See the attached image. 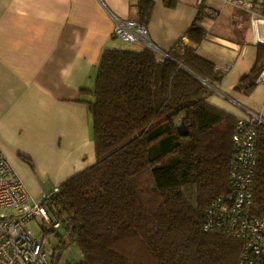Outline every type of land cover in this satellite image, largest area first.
<instances>
[{
    "label": "trees",
    "instance_id": "16d2710c",
    "mask_svg": "<svg viewBox=\"0 0 264 264\" xmlns=\"http://www.w3.org/2000/svg\"><path fill=\"white\" fill-rule=\"evenodd\" d=\"M153 7L139 0L137 22L147 25ZM206 14L200 7L187 31L196 44ZM167 55L147 46L102 51L86 91L95 162L41 200L61 222L60 231L49 229L57 237L50 264L70 244L82 255L75 264H237L239 240L203 230L234 158L238 118L207 101L224 73L182 41ZM256 61L253 81L264 66L262 45ZM257 153L254 199L264 211V126Z\"/></svg>",
    "mask_w": 264,
    "mask_h": 264
},
{
    "label": "crops",
    "instance_id": "0c3cea01",
    "mask_svg": "<svg viewBox=\"0 0 264 264\" xmlns=\"http://www.w3.org/2000/svg\"><path fill=\"white\" fill-rule=\"evenodd\" d=\"M151 1L152 43L167 54L182 41L223 71L210 104L236 118L264 109V85L252 76L264 23L256 28L247 10L224 0ZM250 1L264 15V0ZM138 2L0 0V148L32 202L95 162L86 91L102 51L126 49L113 34L115 19L137 21ZM200 7L207 14L197 26L206 34L196 44L187 31Z\"/></svg>",
    "mask_w": 264,
    "mask_h": 264
},
{
    "label": "built area",
    "instance_id": "2783aa9c",
    "mask_svg": "<svg viewBox=\"0 0 264 264\" xmlns=\"http://www.w3.org/2000/svg\"><path fill=\"white\" fill-rule=\"evenodd\" d=\"M224 2L247 10L256 28L264 23V15L254 9L250 0ZM113 34L126 42L150 47L161 57L168 56L152 43L147 26L137 21L115 19ZM257 37L264 44V37L260 34ZM256 81L264 85V66ZM261 126H264V109L260 112L246 109L245 116L238 118L232 136L234 158L227 189L210 202L204 213V231L239 240L237 264H264V211L256 206L254 199ZM34 219L43 228H61L60 220L41 201H31L24 183L0 148V264H50L44 234H33L28 226Z\"/></svg>",
    "mask_w": 264,
    "mask_h": 264
},
{
    "label": "rangeland",
    "instance_id": "374dc122",
    "mask_svg": "<svg viewBox=\"0 0 264 264\" xmlns=\"http://www.w3.org/2000/svg\"><path fill=\"white\" fill-rule=\"evenodd\" d=\"M122 44L126 45V49L128 50H140V47H144L143 44L140 43H127V42H123ZM23 161L28 162V159L23 157V156H19ZM49 191L52 190L51 187L48 188ZM47 191V192H49ZM39 198L37 197L34 202H38ZM28 226L32 229L33 234H40L43 233L45 236V240H46V250L48 253V260L50 259L49 257V253L51 252L53 246L56 243L57 237L55 235V232H52L49 229L43 228L36 219L32 220L31 222H29ZM60 231V230H57ZM82 258L81 252L79 251L78 247L75 244H70L68 245L61 253L60 259L58 260V264H75L77 262H79Z\"/></svg>",
    "mask_w": 264,
    "mask_h": 264
},
{
    "label": "water",
    "instance_id": "95a60500",
    "mask_svg": "<svg viewBox=\"0 0 264 264\" xmlns=\"http://www.w3.org/2000/svg\"><path fill=\"white\" fill-rule=\"evenodd\" d=\"M177 130L181 135H187L188 134L187 126L184 124L183 121H180V123L177 125Z\"/></svg>",
    "mask_w": 264,
    "mask_h": 264
}]
</instances>
